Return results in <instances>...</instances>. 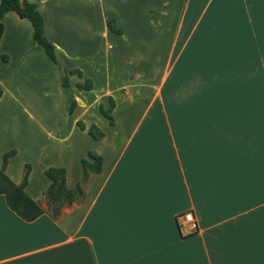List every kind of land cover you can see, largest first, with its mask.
Segmentation results:
<instances>
[{
	"label": "crops",
	"instance_id": "0c3cea01",
	"mask_svg": "<svg viewBox=\"0 0 264 264\" xmlns=\"http://www.w3.org/2000/svg\"><path fill=\"white\" fill-rule=\"evenodd\" d=\"M35 1L63 66L81 71L70 75L77 106L68 114L59 72L34 41L31 22L8 11L0 40V156L16 150L5 172L18 184L31 165L25 189L45 212L26 221L0 194V264H264V0ZM110 19L122 33L109 28ZM156 22L167 38L159 79L139 67L153 62ZM140 35V52L123 47ZM197 72L227 75L237 89L201 83L187 100L173 99ZM36 78L44 79L47 106L30 104L32 86L18 84ZM86 79L93 88L79 89ZM111 96L114 125L99 109ZM6 109L24 119L17 149H3ZM44 111L59 115L46 125L37 115ZM93 123L102 139L89 134ZM91 150L103 156V169L84 196L49 204L45 170L64 167L74 188ZM190 210L194 232L180 217Z\"/></svg>",
	"mask_w": 264,
	"mask_h": 264
},
{
	"label": "trees",
	"instance_id": "16d2710c",
	"mask_svg": "<svg viewBox=\"0 0 264 264\" xmlns=\"http://www.w3.org/2000/svg\"><path fill=\"white\" fill-rule=\"evenodd\" d=\"M40 1L24 0V7L20 5L19 0H1L0 1V40L4 33L5 24L4 15L8 11H15L21 18H27L33 26V39L40 47L44 49L59 72L60 82L66 95L69 114L73 113L77 106V99L70 85V75L80 70H67L60 61L56 45L46 35L45 17L40 9ZM108 26L116 33H122L123 29L118 27L114 19L108 20ZM8 59V57H4ZM77 87L82 90H90L93 88V81L86 79L84 82L77 83ZM2 96V88L0 84V97ZM115 99L110 97V106L105 107L104 104L99 105L100 112L106 116L112 125L115 124L113 109ZM78 126L84 130L86 125L79 120ZM89 134L95 139H102L105 136L104 131L95 123L88 128ZM16 153L15 149H11L4 154L3 163L0 165V194H4L9 207L26 221H33L45 212L41 204L34 199L27 191L31 166L26 165L24 178L21 183L14 182L5 172L9 158ZM83 177L74 188H68L66 182V169L64 167L50 166L45 170V174L51 180V184L45 192L49 204H71L79 196H84L85 185L93 175L99 174L103 169L104 158L101 154L91 150L88 157L82 158Z\"/></svg>",
	"mask_w": 264,
	"mask_h": 264
},
{
	"label": "rangeland",
	"instance_id": "374dc122",
	"mask_svg": "<svg viewBox=\"0 0 264 264\" xmlns=\"http://www.w3.org/2000/svg\"><path fill=\"white\" fill-rule=\"evenodd\" d=\"M154 28H155V30L153 31L152 35L150 36V43L148 44L149 55H151L152 51L154 52L153 56H151V57H153V62H151V60H149V62H150L149 64H147V65H141L140 64L139 67L147 66L149 72L153 73V76L154 75H156V76L158 75V79H159L161 74H162L161 73L162 60H163V54H164V52L166 50L165 44H167V38L163 39L162 34H159L157 32L161 28V25H159L157 22H156ZM152 40H153V46H152ZM123 45H124L123 47H128V48L133 49L132 50L133 52L134 51L140 52L142 50V47H143L144 43H143V40H142V36L140 35V38L136 37L134 39H131L130 40V45L126 46V42H123ZM158 54H162L161 57H160V61H158V57H157ZM203 55H206V53L203 54ZM122 62L126 63V60H123ZM2 64H3V61L0 60V71L1 70H6L3 67ZM21 77H23V75H21ZM39 77L41 78V75H39ZM228 77H227V75H225V76L220 75V76L217 77V76L211 75V73H202L201 74L200 72H197L195 74V76L192 75L190 78H186V80L184 81L183 86H182L183 88L177 90V92L174 91L172 98L176 99L177 102H181V101H183L185 99L187 100L188 97H190L192 90H194L195 88H201V83H202V87L204 89L208 88L209 86L217 85L219 83H221L222 86H224L227 83H230V84H232L231 85L232 89H234V88L237 89L235 81L228 80ZM42 80L44 81V79H39V78H36L35 80L34 79H29L28 81L27 80L24 81V79L23 80H18V84H20L21 86H24L25 84L26 85L30 84L32 86V88H31L32 91H29L30 95H33L32 102H30V104L37 103L36 107H44V106H47V105L51 104V102L49 101V98L43 96V94H42L43 93L42 85L44 86ZM197 84H200V85L197 86ZM1 88H2V94H3V87L1 86ZM72 91L74 92L73 89H72ZM152 92H153L152 89L149 90L148 92H146L147 96L146 97H142L139 100H138V97L135 96V97H137V98H135L136 99L135 100L136 103H139V104L144 103V99L145 98H147V99L150 98ZM35 96L37 98H35ZM21 100H24L23 99V93H22V96H21ZM11 103H12L11 102V98L7 94L6 95V101L3 102V105L6 104V108H7L8 105L11 104ZM27 103H29V102H27ZM14 104H16V103H14ZM37 115H38V118L40 116L41 119H43V123H45L47 125V123H50L54 119L57 118V116L59 115V112L51 113V112H45L44 111L43 113L42 112L41 113L39 112V114L37 113ZM60 118H61V114H60ZM23 121H24V119L22 117H17L16 118V117L10 116L8 114V112H7V109H6V140H4L5 141V143H4L5 146L3 147V149H6V148H8L10 146L15 147V148L19 147V146L20 147L24 146L25 135L19 133V130H20V127H21L20 123L23 122ZM9 126H13V127H11L10 131L8 130ZM5 153H6V151L4 152V154ZM4 154H2L0 156V162L3 161ZM24 156H25V154H22L21 158H23ZM21 158L16 161V165L17 166L19 164V161H21ZM55 207L56 206H51L50 209L53 210V209H55ZM181 221H182V223H184L183 218H181ZM184 225H186V227L189 226V224H185V223H184Z\"/></svg>",
	"mask_w": 264,
	"mask_h": 264
},
{
	"label": "built area",
	"instance_id": "2783aa9c",
	"mask_svg": "<svg viewBox=\"0 0 264 264\" xmlns=\"http://www.w3.org/2000/svg\"><path fill=\"white\" fill-rule=\"evenodd\" d=\"M183 218L184 223H188L191 226V231H196L199 228L198 221L194 215L193 211H187L180 215Z\"/></svg>",
	"mask_w": 264,
	"mask_h": 264
},
{
	"label": "water",
	"instance_id": "95a60500",
	"mask_svg": "<svg viewBox=\"0 0 264 264\" xmlns=\"http://www.w3.org/2000/svg\"><path fill=\"white\" fill-rule=\"evenodd\" d=\"M19 2H20V5H21L22 7H24V0H19Z\"/></svg>",
	"mask_w": 264,
	"mask_h": 264
}]
</instances>
